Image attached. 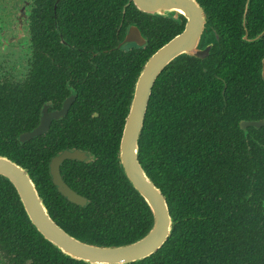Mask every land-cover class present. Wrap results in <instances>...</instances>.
Here are the masks:
<instances>
[{
  "label": "trees",
  "instance_id": "trees-1",
  "mask_svg": "<svg viewBox=\"0 0 264 264\" xmlns=\"http://www.w3.org/2000/svg\"><path fill=\"white\" fill-rule=\"evenodd\" d=\"M198 1L220 30V46L205 60L177 58L153 88L139 160L166 196L175 227L162 249L133 264H264V127L245 132L237 125L264 117V35L254 42L242 39L246 32L253 38L264 31V0H251L248 11L247 0ZM127 2H79L80 29L95 33L83 35L96 37V49L107 36L112 49L102 54L112 63L111 79L96 78L97 89L88 91L95 95L81 99L89 105L81 107L77 130L64 134L70 139L66 143L93 155L89 163L66 161L62 167L66 183L88 199L85 207L69 202L52 183V154L31 161L34 148L18 139L20 115L0 112V155L28 169L58 225L108 246L133 242L152 225L151 212L127 182L117 153L136 76L186 22L145 14L133 3L124 14ZM130 24L142 28L148 44L117 49ZM0 253L12 264H83L59 253L33 228L16 190L1 176Z\"/></svg>",
  "mask_w": 264,
  "mask_h": 264
},
{
  "label": "flooded vegetation",
  "instance_id": "flooded-vegetation-1",
  "mask_svg": "<svg viewBox=\"0 0 264 264\" xmlns=\"http://www.w3.org/2000/svg\"><path fill=\"white\" fill-rule=\"evenodd\" d=\"M79 2L0 0V112L4 111L8 117L15 113L20 115L16 121L21 131L19 141L34 148L30 157L33 163L38 162L39 157L43 161L48 153L52 154L49 167L52 159L65 150L78 149L65 142L70 139L64 134L77 130L83 113L81 107L89 105H82L81 99L90 100L91 95H95L88 91L97 89L96 78L106 81L112 77V63L102 56L112 50L108 48L111 44L106 36L101 49L92 46L96 37L85 35H94V31L80 29ZM105 24L108 26V22ZM131 25L122 38H118L117 45ZM247 36L251 39L249 34ZM133 48L144 47L134 43L122 47L124 51ZM91 117H99V114L92 112ZM263 119L240 120L237 125L246 132L253 126L242 128L241 122ZM41 126L48 129L31 139H22ZM79 150L89 153L88 159L81 163L93 160L89 151ZM66 161L61 165V174ZM261 205L264 208V199ZM0 260L3 261L0 264H12L1 253Z\"/></svg>",
  "mask_w": 264,
  "mask_h": 264
},
{
  "label": "water",
  "instance_id": "water-1",
  "mask_svg": "<svg viewBox=\"0 0 264 264\" xmlns=\"http://www.w3.org/2000/svg\"><path fill=\"white\" fill-rule=\"evenodd\" d=\"M148 15L170 17L179 20L184 17V30L154 52L144 63L136 76L129 112L117 153L118 162L122 167L127 182L139 194L148 206L152 215V225L141 238L122 245H102L90 243L64 230L52 218L50 211L41 197L37 185L28 169L7 156L0 155V176L5 178L16 190L24 211L33 228L59 253L70 260L83 264H133L155 255L172 236L175 221L171 215L169 204L162 190L139 160L140 139L153 88L164 70L177 58L188 56L205 60L217 45L220 46L221 34L215 24L211 23L210 15L198 0H128L123 13L131 4ZM251 0H247L246 11ZM248 35V34H247ZM244 35L243 40L257 41L264 31L251 39ZM145 47L148 40L138 24L131 25L117 49L127 44ZM264 65V59L262 60ZM264 79V68L262 69ZM225 91V90H224ZM253 126L264 127V119L258 122H241L242 128ZM39 127L22 139H31L44 133L48 128ZM89 153L79 149L65 150L54 157L50 163V177L58 192L69 202L85 207L88 199L71 188L63 179L61 165L66 160L84 162Z\"/></svg>",
  "mask_w": 264,
  "mask_h": 264
},
{
  "label": "rangeland",
  "instance_id": "rangeland-1",
  "mask_svg": "<svg viewBox=\"0 0 264 264\" xmlns=\"http://www.w3.org/2000/svg\"><path fill=\"white\" fill-rule=\"evenodd\" d=\"M0 262H3L2 260H0ZM4 264V263H3Z\"/></svg>",
  "mask_w": 264,
  "mask_h": 264
}]
</instances>
